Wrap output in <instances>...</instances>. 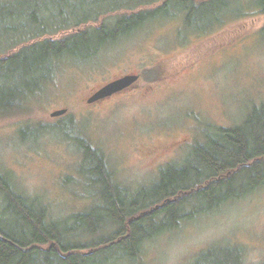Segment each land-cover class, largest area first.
Wrapping results in <instances>:
<instances>
[{"label":"rangeland","instance_id":"374dc122","mask_svg":"<svg viewBox=\"0 0 264 264\" xmlns=\"http://www.w3.org/2000/svg\"><path fill=\"white\" fill-rule=\"evenodd\" d=\"M239 2L247 15L226 17L225 27L183 30L177 17L148 24L92 61L64 60L27 108L0 117V171L21 194L38 199L50 219L60 220L93 202L78 178L81 153L71 136L100 149L114 180L133 192L156 181L162 166L181 163L191 143L204 142L208 128L241 123L251 108L264 105V12L253 0ZM218 27L215 36L205 35ZM154 73L156 79H147ZM127 74L140 75L132 87L87 101ZM59 109L66 113L52 117ZM68 117L74 133L58 127ZM32 123L43 130L25 128ZM212 245L238 246L241 264L264 263V185L146 240L134 261L107 264H190Z\"/></svg>","mask_w":264,"mask_h":264},{"label":"trees","instance_id":"16d2710c","mask_svg":"<svg viewBox=\"0 0 264 264\" xmlns=\"http://www.w3.org/2000/svg\"><path fill=\"white\" fill-rule=\"evenodd\" d=\"M253 4L264 12V0ZM239 5V0H0V52L22 44L0 54V117L27 108L64 60L92 61L148 24L177 17L183 30L225 27L226 17L247 15ZM113 13V20L101 21ZM219 27L205 35L215 36ZM60 32L67 33L52 37ZM259 33L264 36V27ZM58 127L76 130L71 117ZM25 128L43 130L33 123ZM71 139L81 153L78 178L92 204L50 219L38 199L21 194L0 171V264L134 261L146 240L264 185V105L251 108L237 125L208 128L204 142L191 143L181 163L162 166L156 181L133 192L114 180L100 149L78 135ZM241 256L238 246L212 245L190 264H241Z\"/></svg>","mask_w":264,"mask_h":264},{"label":"water","instance_id":"95a60500","mask_svg":"<svg viewBox=\"0 0 264 264\" xmlns=\"http://www.w3.org/2000/svg\"><path fill=\"white\" fill-rule=\"evenodd\" d=\"M139 74H127L116 78L96 90L88 99L89 103L104 99L133 86L139 79ZM66 113V109H59L51 113L52 117Z\"/></svg>","mask_w":264,"mask_h":264},{"label":"flooded vegetation","instance_id":"af4514ba","mask_svg":"<svg viewBox=\"0 0 264 264\" xmlns=\"http://www.w3.org/2000/svg\"><path fill=\"white\" fill-rule=\"evenodd\" d=\"M140 76V75H139ZM132 87V86H131ZM125 91V90H124ZM119 93V92H118Z\"/></svg>","mask_w":264,"mask_h":264}]
</instances>
